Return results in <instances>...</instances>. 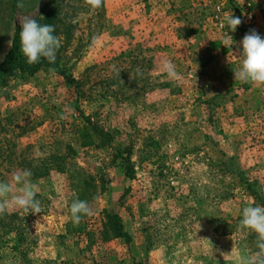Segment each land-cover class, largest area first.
I'll use <instances>...</instances> for the list:
<instances>
[{
	"label": "rangeland",
	"instance_id": "374dc122",
	"mask_svg": "<svg viewBox=\"0 0 264 264\" xmlns=\"http://www.w3.org/2000/svg\"><path fill=\"white\" fill-rule=\"evenodd\" d=\"M19 2L0 0V64L16 26L58 5L68 77L0 79V181L30 170L42 208L0 214V264H234L232 248L254 253L256 234L238 224L244 207L264 206V86L232 70L245 34L264 38V0ZM226 13L242 21L235 32ZM165 59L179 80L161 71ZM88 119L113 144L82 147ZM129 147L131 170L117 158ZM77 197L93 210L82 233L69 227ZM106 211L130 241L104 240Z\"/></svg>",
	"mask_w": 264,
	"mask_h": 264
},
{
	"label": "clouds",
	"instance_id": "9594fccd",
	"mask_svg": "<svg viewBox=\"0 0 264 264\" xmlns=\"http://www.w3.org/2000/svg\"><path fill=\"white\" fill-rule=\"evenodd\" d=\"M84 2L92 10L99 9L103 5V0H84ZM17 7H24L22 0ZM223 20L225 26L232 32H235L242 23L241 19L234 17L232 13H226ZM54 32L55 29L50 24H40L27 16L23 19L19 30V51L29 65L39 63L41 58L46 59L50 64L55 63L61 40L53 34ZM232 41V36L228 34L223 41V46L231 47ZM93 43H96V38H93ZM239 54L242 60L239 68L232 70L234 80L257 87L264 86V38L254 29L250 30L241 41ZM112 68L116 70L114 65ZM116 71L119 75V70ZM161 71L170 80L181 78L175 65L167 59L161 61ZM137 72L139 74V69ZM31 175L30 170H22L15 173L10 182L0 181V214L14 208L34 215L41 213V202L36 199L39 188L32 182ZM73 195L75 196V193ZM69 211L74 225H79L82 215L91 216L93 214L87 201H82L78 197L71 203ZM238 230H247L256 234L257 250L254 253L233 252L232 248L230 253L234 264H264V206L244 207L241 211Z\"/></svg>",
	"mask_w": 264,
	"mask_h": 264
},
{
	"label": "trees",
	"instance_id": "16d2710c",
	"mask_svg": "<svg viewBox=\"0 0 264 264\" xmlns=\"http://www.w3.org/2000/svg\"><path fill=\"white\" fill-rule=\"evenodd\" d=\"M58 16L59 7L57 5L45 12L42 18H37L35 20L40 24H50L53 27H56L59 21ZM19 30L20 24H18L15 28L11 49L5 57L4 61L0 64V79L15 76L17 74L33 76L45 68H53L56 73L63 75L66 78L68 77L67 73L60 67V60L58 57H56V61L54 64H50L46 59L41 58V61L39 63L29 65L26 61V58L19 51ZM68 79L77 82L76 80H73L71 78ZM87 123L88 124L85 127L77 131L82 143V147L88 148L97 145L107 146L113 144L114 136L110 132L89 119ZM131 156L132 149L130 147L126 148L123 152H121L120 155L117 156V158H122L123 164L126 166V168H128V170L132 169ZM103 219L104 222L102 235L104 240L108 241L112 238L121 237L126 238L128 241L131 240V235L126 230L125 223L120 215L106 211L104 212ZM72 226L75 227V225L70 222L69 227L71 231ZM85 231L86 226L84 224L81 223L76 226L75 232L82 233Z\"/></svg>",
	"mask_w": 264,
	"mask_h": 264
}]
</instances>
